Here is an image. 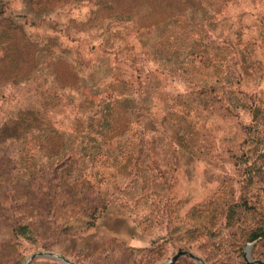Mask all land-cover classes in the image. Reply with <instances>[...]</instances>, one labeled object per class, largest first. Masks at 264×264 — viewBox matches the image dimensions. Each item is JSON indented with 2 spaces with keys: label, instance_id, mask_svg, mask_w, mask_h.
<instances>
[{
  "label": "rangeland",
  "instance_id": "374dc122",
  "mask_svg": "<svg viewBox=\"0 0 264 264\" xmlns=\"http://www.w3.org/2000/svg\"><path fill=\"white\" fill-rule=\"evenodd\" d=\"M262 232L264 0H0V264H248Z\"/></svg>",
  "mask_w": 264,
  "mask_h": 264
},
{
  "label": "water",
  "instance_id": "95a60500",
  "mask_svg": "<svg viewBox=\"0 0 264 264\" xmlns=\"http://www.w3.org/2000/svg\"><path fill=\"white\" fill-rule=\"evenodd\" d=\"M262 238H264V232L260 233L258 236L249 240V242L245 245L244 252H243V258L248 264H264V262H262L260 260H253L251 257V248L253 247V245L258 240H260ZM181 256L189 257V258L197 261L200 264H204L200 258H198L197 256H195L192 253L187 252V251H179L176 254H174L170 260L163 262L161 264H172ZM41 257L56 260L58 262H61L62 264H73L64 256H61V255H58L55 253H51V252H38V253L32 254L31 256H29L27 258L26 264H29V262L35 258H41Z\"/></svg>",
  "mask_w": 264,
  "mask_h": 264
},
{
  "label": "trees",
  "instance_id": "16d2710c",
  "mask_svg": "<svg viewBox=\"0 0 264 264\" xmlns=\"http://www.w3.org/2000/svg\"><path fill=\"white\" fill-rule=\"evenodd\" d=\"M226 1H227V0H222V3H223V2H226Z\"/></svg>",
  "mask_w": 264,
  "mask_h": 264
}]
</instances>
